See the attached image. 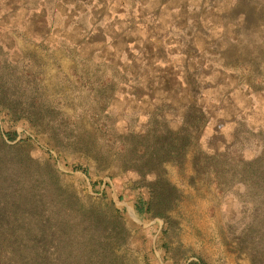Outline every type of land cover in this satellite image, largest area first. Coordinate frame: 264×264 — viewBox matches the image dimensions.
Here are the masks:
<instances>
[{
  "label": "rangeland",
  "instance_id": "1",
  "mask_svg": "<svg viewBox=\"0 0 264 264\" xmlns=\"http://www.w3.org/2000/svg\"><path fill=\"white\" fill-rule=\"evenodd\" d=\"M26 1L0 0V26L12 24L28 39L0 30V61L11 59L21 83L14 99L26 108L32 102L43 117L36 132L0 112V131H15L30 164L56 182L58 217L75 226L63 252L93 253L92 264H187L196 257L205 264H264V253L248 251L258 234L248 225L247 200L208 161L239 152L236 122L264 132V0H68L75 8L59 10L54 23L63 27L81 14L80 29L60 33L81 43L79 51L66 50L64 41L52 47L49 35L30 40L47 29H37L36 15L25 18L32 5ZM94 22L106 41L97 36L89 43L81 32ZM123 72L150 95H132L135 84ZM153 103L165 107L173 132L176 117L189 112L196 119L175 160L145 165L136 151L151 142L137 144L129 133L151 125ZM241 147L250 160L258 142L250 137ZM158 186L166 221L133 208L136 191L146 197Z\"/></svg>",
  "mask_w": 264,
  "mask_h": 264
},
{
  "label": "trees",
  "instance_id": "2",
  "mask_svg": "<svg viewBox=\"0 0 264 264\" xmlns=\"http://www.w3.org/2000/svg\"><path fill=\"white\" fill-rule=\"evenodd\" d=\"M30 1L32 5L26 8L27 17L25 18L32 19L36 15L37 29H40L41 24L47 29L45 33H42V37L32 36L30 40H36L38 43V39H44L49 35L52 40L54 39L51 43L52 47L61 48V41H64L69 46L66 48L68 51L71 50L70 47L77 48L78 51L81 49V43L75 44L60 34L67 28L72 30L75 25L78 28L83 26L79 21V15H81L79 12L76 14L77 16H72L77 21L74 19V21L70 20V23L64 22L71 27L67 25L58 27L54 23L55 14L59 10L66 14L65 11H69L70 7L75 8L74 3L68 0ZM26 2L25 0V4ZM64 14L63 18L65 19L67 16ZM97 24L98 22H94L91 29L81 30L82 33L86 32L89 35V43H95L97 36H100L98 37L100 40L106 41L103 30L96 29ZM22 26L25 27V23ZM0 30H6L18 38L28 40L25 38L24 31H18L12 24H3L0 26ZM11 63L9 57L0 61V71L4 72L0 73V112H4L12 122L27 121L33 130L39 132L43 112L32 108V102L28 103L30 108H26V102L14 99L17 86L21 83L17 77H13ZM244 66L252 69L253 72L257 67L251 63H245ZM123 73L125 76H129L135 84L132 95L142 97L149 94L150 91L145 89L137 78L128 72ZM114 76L112 73L111 78ZM253 76L256 80L262 81L258 73H254ZM154 105L157 112L148 117L151 120V125L148 122L149 126L145 127V130L129 133L133 137L131 141H136L137 144L141 141L151 142L149 148L139 147L136 151V156L145 165L151 164L155 159H159L157 161L159 164L175 160L184 143L190 138L187 133L188 127L190 128V124L196 119V116L189 112H186L182 117L171 115L176 117V122L179 125L177 131L173 132L167 124L168 118L163 111L165 107ZM196 111L200 116V108ZM242 123V121L236 122L232 133L234 148L235 145L240 146L239 152L237 150L235 152L233 149L229 155L216 153L215 156L209 157L208 161L214 159L222 177L224 175V179H222L225 181L224 184L235 182L234 186L237 189L233 190L234 195L242 196L247 200L249 204L248 225H251L258 234L255 237L252 235V243L248 244V251L249 253H264V132L259 129H246ZM250 137L258 142V147L253 158L248 160L241 154V144ZM16 138L15 131H0V264H75V258L84 259V263L81 262V264H92L93 260L97 258L93 253L63 252L68 247L67 231L69 232L75 227L70 224L73 222L72 218L65 219V221L59 219L56 210V182L48 177L50 175L46 176L39 172L38 167L35 166L36 163L30 164L32 160H30L29 154L18 142H15ZM46 168L51 170L52 166L47 165ZM147 192L145 197L143 191H136L133 203L135 212L138 215L148 213L156 218L168 220L164 212L160 211L162 209L159 206L161 198L164 197L162 186H158L154 191L149 188ZM57 217L58 219H56ZM80 231L86 234L85 228L83 231L80 228ZM187 264H205V262L196 257Z\"/></svg>",
  "mask_w": 264,
  "mask_h": 264
}]
</instances>
